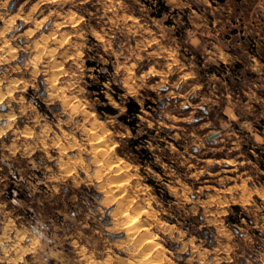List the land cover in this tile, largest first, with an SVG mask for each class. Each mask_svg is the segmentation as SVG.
Instances as JSON below:
<instances>
[{
  "label": "rangeland",
  "instance_id": "obj_1",
  "mask_svg": "<svg viewBox=\"0 0 264 264\" xmlns=\"http://www.w3.org/2000/svg\"><path fill=\"white\" fill-rule=\"evenodd\" d=\"M164 1L0 0V264H264V0Z\"/></svg>",
  "mask_w": 264,
  "mask_h": 264
},
{
  "label": "trees",
  "instance_id": "obj_2",
  "mask_svg": "<svg viewBox=\"0 0 264 264\" xmlns=\"http://www.w3.org/2000/svg\"><path fill=\"white\" fill-rule=\"evenodd\" d=\"M146 3L149 7H151L154 16H161L164 11H168L169 7L167 6L164 0H141ZM86 65L88 67H94V72L97 76L98 82L93 83V85L88 86L87 88L91 92H97L99 99L104 103V105L97 106V112L101 115H109L115 116L122 124L128 126L134 134L137 133V123L139 122L140 115L143 114V108H147L148 102L146 101L144 107L134 98L128 97L126 100L122 99L117 92H112L113 98L120 103V105L124 108V111L121 112L119 108L114 107L109 99L106 98V95L103 93L105 90V83L110 80L113 76V67L111 64L102 65L98 64L95 61L87 60ZM113 89L119 90L118 92L123 93L124 91L119 89V87L115 84H111ZM36 105L44 111V107L42 103L36 102ZM144 136L138 137L132 140V147L135 148V151L140 155L138 158V162L150 164L153 168H156V163L154 162V158L152 153L146 147L145 142L143 141ZM141 146L138 148V146ZM142 157H145L144 160ZM235 208H239L236 206Z\"/></svg>",
  "mask_w": 264,
  "mask_h": 264
},
{
  "label": "bare ground",
  "instance_id": "obj_3",
  "mask_svg": "<svg viewBox=\"0 0 264 264\" xmlns=\"http://www.w3.org/2000/svg\"><path fill=\"white\" fill-rule=\"evenodd\" d=\"M1 99H2V96H0V100H1ZM129 218H130V217H129ZM135 225H136V224H135ZM129 226H130V225H129ZM130 227L132 228V225H131ZM130 227H129V228H130ZM129 228H128V229H129ZM134 228H135V227H134ZM132 230H133V228H132ZM132 230H131V232H132ZM22 235H23V234H22ZM19 238H20V237H19ZM3 240H4V238L1 237V238H0V241H3ZM19 240H20V239H19ZM15 247H16V246H15ZM17 247H18V246H17ZM19 249H20V248H19ZM21 250H22V249H21ZM16 251H17V249H16ZM16 251H15V252H16ZM23 251H25V250H23ZM6 252H7V251H6ZM20 253H21V251H20ZM22 253H23V252H22ZM149 258H150V257H149Z\"/></svg>",
  "mask_w": 264,
  "mask_h": 264
},
{
  "label": "water",
  "instance_id": "obj_4",
  "mask_svg": "<svg viewBox=\"0 0 264 264\" xmlns=\"http://www.w3.org/2000/svg\"><path fill=\"white\" fill-rule=\"evenodd\" d=\"M216 136H217V134L213 135V136L211 137V139H212V138H215Z\"/></svg>",
  "mask_w": 264,
  "mask_h": 264
}]
</instances>
